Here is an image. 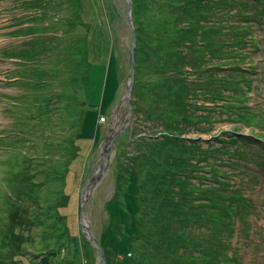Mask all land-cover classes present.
<instances>
[{"label": "rangeland", "instance_id": "rangeland-1", "mask_svg": "<svg viewBox=\"0 0 264 264\" xmlns=\"http://www.w3.org/2000/svg\"><path fill=\"white\" fill-rule=\"evenodd\" d=\"M153 4H161V1ZM127 6L126 0H83L81 10L78 0H40L36 5L31 0H0V217L4 216L3 221L0 220L4 224L0 226V232L7 231L10 237L7 225H11L12 209L23 214V218L27 217L29 226L23 224L18 228L26 231L24 234L29 235L30 240L34 238L32 243L27 244L32 250L43 248L41 251L44 252L47 249L46 243L51 242L52 237L50 240L45 238L44 231H53L52 236L55 237L67 230L74 237L59 242L62 247L60 258L62 253L65 254L64 243H70L71 247L77 243L79 254L71 264L103 263L92 240L86 232L80 231V226H76V214L68 208L66 200L58 199L60 207L53 206L52 209L55 216L47 217L50 213L47 199L53 197L52 185L47 180L51 177L50 168H58L56 160L64 158L66 164L70 162L71 141L93 139L96 128L101 125H93L95 116L100 123L107 122L109 126V122L117 121L116 112L120 107L121 126L125 125L129 104L122 101L131 72L130 48L133 43L132 30L127 22ZM259 19L262 22L254 24L253 32L257 47L242 50L237 47L238 51L249 54L247 59L239 61L238 65L242 66L214 69L216 76L223 75L224 84H211L209 81L206 90H212V93L205 94V91L203 97L192 100L202 104L195 112L196 119L189 125L184 119L178 120L182 123L179 129L162 122V119H180L178 108L166 106L171 104L173 94L168 93L163 103L154 101L157 96L152 86L153 81L163 80V73L159 71L162 69L152 63L160 56L156 53L165 55L170 50V44L176 45L172 48L177 51L182 40V35L173 31L177 18L174 14L161 15L155 11L153 17L138 23L142 28L144 50L147 51L149 46L156 50L151 61L147 57L140 58L141 74L149 73L150 76L141 75L139 80L143 81V91H138L140 98L132 92L131 100L132 107L137 103L141 108L135 112L133 109L134 118L130 127L118 136L114 151L107 160L108 167L97 185L91 188L85 210L97 239L105 232V240L117 244L113 248L101 245L106 256L110 252L115 254L114 258L109 256V264H137L141 256L138 243L133 242L140 221L137 197H132L136 202L129 200L124 210V232L118 235L114 230L107 232L104 229L107 218L115 213V205L114 209L111 207L115 178L117 172L128 165L126 158L150 186L158 180L155 160L165 158V166L170 173L166 180L172 189L177 181L173 171L177 166L173 163L174 158L178 161V157L194 156L193 161L197 162L195 154L202 146L211 156L207 160L209 162L214 161L212 156L220 155L217 150L223 149L222 146L247 154L246 160L237 156V152L233 159L222 153L220 155L223 160L226 159L227 165L223 169L229 176H222L219 180L226 182L229 189L242 190V195L250 203L243 209L242 215L235 213L234 235L230 237V232L227 234L225 230L223 236L231 241L228 252L230 257H234L230 264H264V139L254 137L264 138V15ZM217 60L213 61V66L217 65ZM210 76H213L211 71ZM218 90L225 100L214 98ZM204 104L210 110H201ZM211 113L212 123L208 126L203 120ZM238 113L248 115L251 121H239ZM156 116H161V120L152 121ZM83 127L85 130L82 131ZM168 131L182 133L187 138H198V142H186L183 149H179L180 145L167 137ZM98 142L97 149L89 161L86 160L83 184H78L79 206L82 190L101 156L100 137ZM58 148L61 153L57 156ZM78 151L79 147L76 154ZM45 153L50 160L42 158ZM80 155L79 162L70 167L79 166L82 170L87 155L85 149ZM220 157L216 160L219 161ZM207 161L203 160L205 169H201V174L207 171L210 175L208 169L211 170V166ZM206 184L209 182L206 181ZM73 199L71 196V202ZM118 201L122 202L121 206L127 203L126 200ZM143 209L148 210L146 221L157 217L161 223L153 228L158 231L156 235H164L165 208L162 203L150 202ZM118 212L120 216L121 212ZM118 214L115 216L118 217ZM197 229L201 235L209 231L207 228ZM13 250L16 251V248ZM3 251L0 250V253ZM43 256H39V260ZM22 260L31 264L38 258L27 256ZM66 264L70 263L66 261Z\"/></svg>", "mask_w": 264, "mask_h": 264}, {"label": "trees", "instance_id": "trees-1", "mask_svg": "<svg viewBox=\"0 0 264 264\" xmlns=\"http://www.w3.org/2000/svg\"><path fill=\"white\" fill-rule=\"evenodd\" d=\"M31 1L36 5L40 0ZM132 1L137 36L136 77L133 93L140 98L138 91H143V81L139 79H141V75L150 76L149 73L141 74L140 58L147 57L151 61L153 51L156 52L150 46L147 51L144 50V45L141 44L142 28L138 26V23L153 17L155 11H158L161 15L174 14L177 18V26L173 27V31L180 33L182 40L178 43L177 51L172 48L176 45L170 44V50L165 55L162 56L160 53H156L160 56L152 63H155L156 68L162 69L159 71L163 73V80L151 82L157 96L154 101L163 103V101L167 100L168 93H172L171 104L166 106H170L172 109L174 107L175 109L178 108L177 114L180 119L172 121L162 119V122H166L168 127L179 129L182 123L178 120L184 119L189 125L196 119L195 112L199 110V105H202L194 103L192 100L197 99L199 96L203 97L205 91H207L205 94L212 93V90H206L208 89L207 84L209 81L211 84H219L220 82L222 85L224 84L223 75L216 76L214 69L229 68L231 65L242 66L238 65L239 61L247 59L249 54L248 52L238 51L237 47H240L241 50L248 47H257L256 36L253 34L255 30L254 24L262 22L259 18L264 15V0ZM155 1H161V4H153ZM82 2L83 0H78L81 10ZM215 59H218L216 61L217 65L213 66L212 63ZM168 69L172 70L169 75H166L170 71ZM210 71L212 72V77L210 76ZM201 77L202 82L200 81ZM161 81H164V83L159 84ZM219 93L221 92L218 90L214 98L218 97L222 101L225 100ZM206 107V104H204L201 110H210ZM238 107L241 108V106ZM140 108H138L137 103L133 104L134 112ZM220 111L228 115L224 110ZM212 113L203 120L208 126L212 123ZM238 119L239 121H251L248 115L243 113H238ZM97 120L98 116H95L93 125ZM156 120H161V116L152 118V121L156 122ZM160 122L158 121V123ZM204 123L201 124L202 128L205 127ZM184 132L187 133L185 130ZM167 137L173 139L176 144L178 143L180 145L179 149H183L182 147L185 146L186 142H198V138H187L182 133L178 134L172 131L167 132ZM254 137L264 139L263 136L254 135ZM221 142H224V140H221ZM59 146L60 144L58 143ZM236 146L241 147L239 145ZM222 147L223 149L217 150L220 155L222 153V155H228L230 159H233L237 152V156L240 155L241 158L246 160L245 155L247 154L231 148L227 150L226 146ZM60 153L58 148L57 156ZM122 155L124 156V154ZM196 155L199 156L196 157ZM220 155L212 156L214 161L209 162L207 160L211 156H208V151L202 146L195 154V158L198 159L197 162L193 161L194 156H189L185 159L178 157V161L174 158L173 163H177V166L173 168V171L176 174L177 181L172 189L168 186L166 180L170 177V173L165 166V158L155 160L158 180L154 181L152 186L146 184L145 178L141 177L134 166L130 165V159L126 158L128 165L117 172L114 187L115 193L111 203L112 208L113 205L116 207L114 216H117L118 210L121 214L120 216L118 214V217L109 216L107 218L104 226L105 231L114 230L118 235L124 232V210L128 207L129 200L134 203L136 200L132 197H137V202L140 203L137 211L140 221L133 236V242L138 243L141 254L137 264H157L158 261H160V264L232 263L234 256L230 257L228 252L231 241L227 240L226 236H223L224 231L226 230L227 234L230 232V237H232V234L234 235L236 226L235 213L242 215L243 209L248 207L250 203L242 195V190L229 189L226 182L219 180L222 176H229V173L223 169V166L227 165L226 159L223 160ZM218 157H220L219 161L216 160ZM42 158L50 160V156L46 153ZM203 160L207 161V164L211 166V170L208 169L210 175L207 174V171L201 174V169H205V166L202 165ZM251 160L252 158L249 161ZM65 163L64 158L56 160L58 168L56 170H53L52 167L50 168L51 177L47 180V183L52 185L53 197L47 199L49 202L47 206H50V213H48L47 217L55 216L52 210L53 206L59 208L60 205L57 204V200L64 199L67 196L65 187L68 169L65 168ZM120 166H122L121 162ZM169 166H172V164H169ZM197 178H199V181ZM206 181L209 184H206ZM35 185L39 186L37 183ZM150 194H155V196H150ZM119 197L123 198L118 199ZM118 200H126L127 203L121 206L122 202L120 201V203ZM150 202H160L165 208L164 222L167 236H164L166 234L165 231L164 235H156L158 233L157 229L153 230L155 226L161 224L157 221V217H154L151 221H146L145 216L148 215V210L143 208L144 205L149 206ZM105 206L106 211H108V204ZM133 206H136V204ZM74 208L72 209L71 207L69 209H72V212L76 211L73 212V214H76L74 222L76 226H80L77 219V216L80 217V206L78 208L75 206ZM51 213L53 215H50ZM3 217H0V220L3 221ZM167 217H169L168 221H166ZM10 218L9 223L11 225L6 224L9 227L10 237L8 238L7 231L6 233L0 232V237L2 238L0 250H4L0 253V264H28L22 260V257L27 256L29 258H38L39 262L32 261L31 264H61L62 261L58 258V255L59 253L61 254L62 247L59 242L74 237L72 234H69L67 230H63L54 237V235L52 236L53 231H44L45 238L50 240V237H52L51 242L46 243L47 249L44 252L41 251L43 248L40 251L32 250L27 244L30 241L32 243L34 238L32 237L30 240L29 235H25L27 232L18 228V226L21 227L23 224L26 227L29 226L26 220L27 217L23 218V214L12 209ZM2 225L4 224L0 222V226ZM197 228H207L209 231H204L202 232L204 234L201 235V231H198ZM148 232L151 234H147ZM105 235L106 233L104 232L101 237L98 236L101 245L110 248L115 247L117 244L105 240ZM53 238H55V241ZM64 245L66 244L64 243ZM13 248H16V251ZM65 249L63 250L65 251ZM104 254L106 256L105 252ZM130 254L133 256L132 252ZM110 255H113L112 258H114L115 254L110 252L106 256L107 264H109ZM39 256H43V258L39 260ZM61 258H66V254L63 255L62 253Z\"/></svg>", "mask_w": 264, "mask_h": 264}, {"label": "water", "instance_id": "water-1", "mask_svg": "<svg viewBox=\"0 0 264 264\" xmlns=\"http://www.w3.org/2000/svg\"><path fill=\"white\" fill-rule=\"evenodd\" d=\"M128 3L127 6V22L129 26L131 27L132 34H133V43L130 48V63H131V72L129 76V80L127 83V90L126 94L124 96V102H128L129 104V115L125 120V125L121 126V114H120V107L117 108L116 116L117 121L112 123V126L107 132L106 140L102 146L101 150V156L98 158L95 167L93 175L91 176L90 180L87 182V184L84 186L82 193H81V205H80V217H79V225L80 228L86 232L88 238L92 240L93 245L99 250L100 253V259L103 264H107V259L104 254V251L102 250L101 244L97 237L94 235L92 231V226L90 221L88 220V216L86 215V204L88 202V198L90 197V191L91 188L95 187L98 183V181L102 178L104 175L108 165L107 160L110 159V156L112 155L115 144L117 142L118 136L125 131L127 128L130 127L132 123V119L134 118L133 113V107H132V100H131V94L133 92L134 84H135V77H136V48H137V36H136V29L134 25V5L132 0H126Z\"/></svg>", "mask_w": 264, "mask_h": 264}, {"label": "crops", "instance_id": "crops-1", "mask_svg": "<svg viewBox=\"0 0 264 264\" xmlns=\"http://www.w3.org/2000/svg\"><path fill=\"white\" fill-rule=\"evenodd\" d=\"M94 120V119H93ZM107 123V122H106ZM106 123H100L99 119L97 121L94 122V125L99 126V124H101L98 128H96L95 130V135L93 137V139H86L85 141H76V143H78L76 145L75 142L71 141L70 143V148L72 149V152L70 153L71 156V160L70 162H68L66 164V168H68V175H67V179H66V192H67V187H69L70 190H68L67 192V196L64 198V200H66V205L69 206V208L72 207V209H75L74 207L76 206L77 208L79 207V203H78V184L82 182V177L84 174V170L86 167V160L89 161L90 157L93 155L94 150L97 149V144L99 143V137L101 138V142L99 144V147L102 149V146L106 140V135L108 130L111 127V124L109 122V126H107ZM85 130L84 127L82 129V131ZM82 131L80 132V134L82 135ZM83 144V145H82ZM80 149V151H78L79 153L76 154V150ZM86 151L87 155L85 157V162L83 164L82 170H80V168H78L79 166H74V167H70L71 165L73 166V163H77L79 162V158H80V153H82L83 151ZM92 153V154H91ZM71 163V164H70ZM83 184V182H82ZM76 194V197H75ZM71 196L74 197V199L71 202ZM76 212V211H73ZM77 244V243H76ZM76 244H74L73 247H71L70 243H67L65 245V251L64 253L66 254V258H60V253L58 255V258L62 261L61 264H66V261L69 262L70 264L73 263L74 259L76 258V256L79 254V249H78V244L76 246Z\"/></svg>", "mask_w": 264, "mask_h": 264}, {"label": "built area", "instance_id": "built-area-1", "mask_svg": "<svg viewBox=\"0 0 264 264\" xmlns=\"http://www.w3.org/2000/svg\"><path fill=\"white\" fill-rule=\"evenodd\" d=\"M102 120H103V121H105V120H106V118H102Z\"/></svg>", "mask_w": 264, "mask_h": 264}]
</instances>
